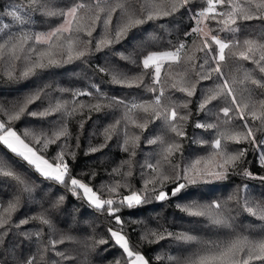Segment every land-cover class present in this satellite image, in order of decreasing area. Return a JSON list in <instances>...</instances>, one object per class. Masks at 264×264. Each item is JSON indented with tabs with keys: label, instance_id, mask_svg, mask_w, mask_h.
<instances>
[{
	"label": "snow or ice",
	"instance_id": "obj_1",
	"mask_svg": "<svg viewBox=\"0 0 264 264\" xmlns=\"http://www.w3.org/2000/svg\"><path fill=\"white\" fill-rule=\"evenodd\" d=\"M177 14L186 15L189 26L175 40L153 31L131 50H114L134 29ZM37 15L56 18L59 23L38 30ZM253 20L264 22V0H67L63 6L55 0L6 3L0 10V78L22 82L79 61L93 75L107 79L96 83L89 76L82 88L44 83L7 105L0 102V147L14 157L13 161L0 155V178L9 179L15 187L7 201L0 200V264H90L88 253L110 241L121 251L108 264H153V259L157 264H264V193L241 183L227 195L210 199L195 195L200 188L226 183L233 175L264 185V175L250 167L254 162L264 170V29L241 36L242 23ZM158 26L171 35L165 24ZM98 29L99 35L94 36ZM103 52L102 62L89 64L91 57ZM112 57L130 67L113 63ZM102 83L142 89L145 95H113ZM37 102L44 106L31 109ZM105 110L119 115L91 133L84 155L101 151L115 139L127 158L107 172L109 180L93 186L73 174L71 163L81 148L86 119ZM78 116L79 131L74 137L70 122ZM25 117L46 124L18 130L17 122ZM157 122L159 130L146 136ZM93 138L102 142L93 145ZM188 143L203 151L186 155ZM142 144L152 150L144 152ZM51 146H56L53 154L49 153ZM138 155L143 159H137ZM17 165L52 186H61L109 217L115 227L107 228V238L92 235L83 240L58 229L53 214L67 197L39 189ZM137 174L139 188L131 183ZM83 175L95 179L97 172L92 169ZM185 195L191 198L177 199ZM24 198L39 210L14 221ZM173 199L177 210L203 220L213 235L173 231L159 223L152 227L144 219L126 222L121 216L124 209ZM241 212L261 223H240ZM33 222L39 227L24 228ZM128 224L140 227L141 243L131 242ZM169 239L187 246L185 252L159 253L150 259L140 250L143 244ZM66 242L80 244L83 259L71 250H60L58 246Z\"/></svg>",
	"mask_w": 264,
	"mask_h": 264
},
{
	"label": "trees",
	"instance_id": "obj_2",
	"mask_svg": "<svg viewBox=\"0 0 264 264\" xmlns=\"http://www.w3.org/2000/svg\"><path fill=\"white\" fill-rule=\"evenodd\" d=\"M8 2H10V0H0V10H3L5 4ZM11 2L19 3L20 0H11ZM65 3H67V0H55V4L57 6H63ZM35 19L36 28L38 30H46L49 25L54 26L55 24L59 23V20H57L56 18H45L39 15H37ZM160 23L166 25V27L170 30L171 35H165L164 31L158 26ZM188 26L189 21L187 19V16L181 14H177L175 17L166 18L165 20L158 21L156 23L150 22L149 24L144 25L141 28L134 29L132 32H130L127 39L123 41L122 44L116 45L114 50H131L139 41L143 40L148 32L153 31L157 32V34L161 36H165V39L175 40L178 36L182 35L183 31ZM261 29H264V22L257 20L243 22L241 25V36L247 35L249 31L258 32ZM99 31L100 30L98 29L97 32L94 33V36H98ZM105 57L106 52L98 53L97 55L90 58L89 64L95 65L96 63H100ZM111 59L113 63L119 64L121 67H130L123 64V62H120L116 57H112ZM245 66L252 67V65L247 64L246 62ZM131 70L136 71L137 69L132 68ZM76 73H80L81 75L78 77L75 75ZM89 76H91L96 83H101L102 79H107V77H101L98 74L93 75L91 70L79 61L65 65L63 67L49 69L46 72L41 73L39 76L22 82H8L0 78V102L7 105L9 101L21 97L24 93L36 88L37 86H42L44 83H51L53 84V87L59 84L61 86L69 88H82L86 85L87 77ZM101 87L110 94L117 96L145 95L142 89L121 88L118 86L109 85L107 83H102ZM54 95H58V93H54ZM176 96L179 97L180 94L177 93ZM42 106L44 105H41L40 102H37L30 107L31 109H36ZM191 107L193 110V120H195L197 118L195 116V103H193ZM118 115V111L105 110L101 113H93L90 120L86 119V116L84 117L86 119V123L84 125V129L80 138L81 148L78 151L76 161L72 162L71 166L74 175H77L80 179L92 184L93 186H98L101 182L109 180L110 178L107 175V172L111 171V169L115 167L120 160L127 158V154L119 151L115 139L109 142V145L101 151L88 156L84 155V151L89 144L91 133L93 131H97L99 128L103 127L106 123L110 122L115 116ZM55 118L56 117H50L49 119ZM79 119H81V117L78 116L75 120L70 122V128L73 132L74 137L79 131L78 124L76 123V120ZM45 124L46 121L25 117L21 121L17 122L16 128L19 130L25 126H43ZM158 130L159 122L151 125L145 135L147 136L149 134H154ZM187 130L189 135L191 136L193 133L191 123L189 124ZM196 131L200 132L201 130ZM91 142L93 145H96L101 143L102 140L100 138H93ZM74 143L75 140L73 139V144ZM141 148L144 152H149L152 150L150 147L143 144L141 145ZM55 151L56 146H51L49 149V153L53 154ZM184 151L185 154L188 155L190 153L201 152L203 151V149H200L197 146L188 143L185 144ZM0 155H4L9 160L14 161V157L12 156V154L3 147H0ZM137 159H143V157L141 155H138ZM248 159L250 161L253 160L251 154L249 155ZM17 167H21L22 171L27 172L29 178L39 186V189H43L45 191L50 190L53 196L64 194L67 197L65 205L53 214V221L58 229L70 235L76 236L80 240H83L85 237L92 235H95L97 238H107V228L109 226L115 227L114 223L110 224L109 217H107L106 215H101L95 212L93 209H90L87 204H85L83 201L77 200L74 196L71 195V193H67L61 186H52L50 182L44 181L41 177L38 176V174H35L31 170L23 168L21 165H17ZM250 167L254 173L264 175V170L257 167L254 162L250 165ZM92 169H95V171L97 172L95 179H90L89 175H83V173H90ZM131 183L137 188L141 186V181L138 174L134 175L131 178ZM241 183H247L250 188L256 193H264V185H262L260 181L251 179L245 181L242 177L233 175L226 183L200 188L195 192V195L202 199H210L214 195H227V193L231 191L234 185ZM210 188H214V190L210 192ZM215 189H218V191H216ZM189 191L192 192L193 190L190 189ZM14 192V183L7 178H0V200L7 201ZM51 198L52 197H49V199ZM190 198V196L185 195L177 199ZM176 202L177 200L173 199L167 203L152 202L136 210L124 209L121 213V216L126 222L131 219H144L152 227H157L159 223L167 226L170 230L173 231L191 230L194 233L205 237L213 235V232L209 231V229L205 227V223L203 220L189 217L177 210L175 207ZM45 207H47V201H45ZM38 210V205L31 203L27 200V198H24L22 201V207L20 211H18L14 215L13 220L18 221L25 215ZM236 211L239 212L240 210L236 209ZM73 216H75V222L73 221ZM238 220L242 224L259 225L261 223L260 221L243 212L240 213ZM36 227H39V225L35 224V222L24 226L25 229H33ZM93 229L95 230L94 232ZM45 231L47 230L45 229ZM126 231L128 232L129 238L133 244L141 243V229L139 226L128 224ZM9 239H11V237H9ZM111 244L112 242L110 241L108 245H100L95 251H90L88 253L90 264H108L109 261H114L115 258L119 257L121 250L118 248H113ZM58 247L60 248V250H71L75 255L79 257V259H83L82 254L84 252V249L78 243L66 242L63 245H59ZM105 248L108 249L107 252L104 251ZM186 248L187 246L180 245L175 241L169 239L153 245L143 244L140 250L144 252V254L148 258L152 259L159 253L180 255L185 252ZM27 250L28 249L26 248L25 251ZM76 264H78V261L76 262ZM153 264H157L154 259ZM162 264H167V262L164 261L162 262Z\"/></svg>",
	"mask_w": 264,
	"mask_h": 264
}]
</instances>
